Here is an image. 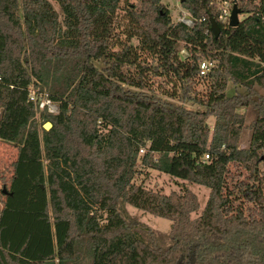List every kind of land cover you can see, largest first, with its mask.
Masks as SVG:
<instances>
[{
  "label": "trees",
  "instance_id": "1",
  "mask_svg": "<svg viewBox=\"0 0 264 264\" xmlns=\"http://www.w3.org/2000/svg\"><path fill=\"white\" fill-rule=\"evenodd\" d=\"M55 1L60 12L49 0H0V140L17 148L1 189L0 264H264V0H227L244 15L236 27L218 22L226 0H181L193 26L173 22L161 0ZM124 26L136 47L119 39ZM203 58L213 67L201 76ZM150 72L175 76L203 110L143 90ZM229 83L246 92L228 96ZM31 91L58 106L41 113L49 130ZM240 109L255 118L245 124ZM138 161L207 188L199 215L188 187L164 194L135 182ZM125 203L170 220L169 242Z\"/></svg>",
  "mask_w": 264,
  "mask_h": 264
},
{
  "label": "rangeland",
  "instance_id": "2",
  "mask_svg": "<svg viewBox=\"0 0 264 264\" xmlns=\"http://www.w3.org/2000/svg\"><path fill=\"white\" fill-rule=\"evenodd\" d=\"M54 7V9L60 12L59 6L55 0H49ZM137 0H122L121 5L123 4H135ZM161 3L169 10L170 17L173 22L180 21L183 15H188L189 13L184 10L181 5V0H161ZM121 18L123 19L126 14L123 11H120ZM239 20H241L244 15L239 14ZM126 18V17H125ZM181 22V21H180ZM124 24H127V20H125ZM123 24V25H124ZM128 29L126 26L120 27L117 30V34H119V39L124 42H130L134 47L137 46V39L135 37H130L128 34ZM118 49V47H115ZM176 49L178 50L180 58L184 59L187 57V51L183 47V43L180 42L176 45ZM141 54V58H145L144 52L138 51ZM149 59V58H148ZM203 60H207L204 59ZM96 65L101 68L102 65L99 62H96ZM145 87L143 90H146L154 95L164 99L165 101L178 105L184 106L189 109L193 110H203V107L197 103L192 101L186 100L183 98V91L180 87L179 80L172 75L161 76V75H154L153 73H148L145 75L144 78ZM194 93L196 97L201 98L207 92V83L204 79H198L197 82L194 84ZM246 90L240 85H233L229 83L226 94L231 96L233 94H244ZM31 96L33 99V103L35 105V119L39 123V125L43 126L46 120L41 117V113L45 112L47 114L53 115L58 112V106L54 102H49V105L45 95L43 93L37 94L36 91L31 92ZM39 98V99H38ZM239 113H245L246 119L245 124H249L256 116V112L254 110H244L240 109L237 110ZM214 123V118L209 117L207 119V125L209 126L210 130H212V126ZM250 137V131L248 129H243L241 132V138L239 141V147H247ZM16 145L4 140H0V205L5 198L4 195L1 194V189L5 186L7 189L9 187V178L12 174L13 164L16 158ZM143 154L139 152V156ZM261 170L264 171V166L261 165ZM230 171L232 174H237L239 170H237L236 166L230 165ZM243 178L245 173L240 171ZM134 180L137 183H141L146 188L160 191L164 194H169L172 191L180 192L184 186L188 187L192 192H194L197 196V199L200 204V209L197 212L191 214L192 218H195L199 215L200 210L203 208L207 197H208V189L197 185V184H189L185 181H182L177 178H173L168 176L167 174L161 173L157 170L142 167L140 165V161L137 164V173L134 176ZM125 210L127 211L128 215L137 222L143 223L153 229L160 237L163 243L167 244L169 242L168 234L170 230L171 221L161 217H155L149 213L143 212L138 210L127 203L124 204Z\"/></svg>",
  "mask_w": 264,
  "mask_h": 264
},
{
  "label": "built area",
  "instance_id": "3",
  "mask_svg": "<svg viewBox=\"0 0 264 264\" xmlns=\"http://www.w3.org/2000/svg\"><path fill=\"white\" fill-rule=\"evenodd\" d=\"M217 4V9H218V22L219 24H221L222 26H229V18H230V13H231V9L233 6V2L231 1H216ZM181 22H183L184 24L188 25V26H193L195 24V20L192 18V16L190 14L188 15H183L182 18L180 19ZM213 67V62L210 60H202L199 64V75L203 76L206 75ZM32 92V91H31ZM31 92H30V99H32L31 96ZM46 98V97H45ZM39 99V98H38ZM47 102L49 105V102H51L49 99H47ZM140 152H144V149H140ZM209 158V156L207 154H205L202 158L203 161L207 160Z\"/></svg>",
  "mask_w": 264,
  "mask_h": 264
},
{
  "label": "water",
  "instance_id": "4",
  "mask_svg": "<svg viewBox=\"0 0 264 264\" xmlns=\"http://www.w3.org/2000/svg\"><path fill=\"white\" fill-rule=\"evenodd\" d=\"M239 14H241L240 9L237 7L236 3L233 4L231 13H230V18H229V27H236L238 23L240 22L239 20ZM209 22H210V31L214 35V37H218L220 34V26L218 25L217 21L209 16ZM52 127L51 122L47 121L43 124V128L45 130H49ZM2 193L7 194L8 191L5 186L2 188Z\"/></svg>",
  "mask_w": 264,
  "mask_h": 264
}]
</instances>
